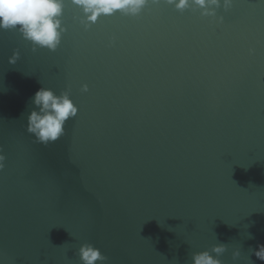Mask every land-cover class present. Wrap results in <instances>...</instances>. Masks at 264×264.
Wrapping results in <instances>:
<instances>
[{"label": "water", "instance_id": "1", "mask_svg": "<svg viewBox=\"0 0 264 264\" xmlns=\"http://www.w3.org/2000/svg\"><path fill=\"white\" fill-rule=\"evenodd\" d=\"M201 11L161 0L85 29L68 0L55 51L0 30V264H82L85 242L103 264L220 243L222 264H264V0ZM41 86L78 107L47 145L26 131Z\"/></svg>", "mask_w": 264, "mask_h": 264}, {"label": "clouds", "instance_id": "2", "mask_svg": "<svg viewBox=\"0 0 264 264\" xmlns=\"http://www.w3.org/2000/svg\"><path fill=\"white\" fill-rule=\"evenodd\" d=\"M68 0H0V30H16L24 40L31 42L33 51L47 48L55 51L61 44L63 34L67 31L62 17ZM80 9L82 15L75 17L85 29L97 22L101 15L111 16L117 11L123 16L138 18L151 6H157L161 0H70ZM168 5L183 12L193 6L202 9V16H216V9L222 6L229 11L235 0H166ZM223 16L218 22H223ZM250 51H252L250 49ZM18 58L16 53L10 62ZM88 86H82L87 91ZM33 107L27 114L26 131L37 143H54L66 133V122L78 113V107L68 90L57 94L51 87H39L30 98ZM5 157L0 150V169L4 167ZM227 250V245L220 243L208 250L192 254V264H222L220 255ZM257 259L264 261V244L251 249ZM78 254L82 264H97L107 257L93 244L85 242L79 247ZM239 255V250L233 256Z\"/></svg>", "mask_w": 264, "mask_h": 264}]
</instances>
